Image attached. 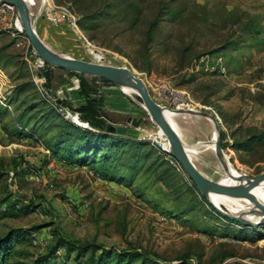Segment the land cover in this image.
I'll return each mask as SVG.
<instances>
[{"label":"rangeland","instance_id":"rangeland-1","mask_svg":"<svg viewBox=\"0 0 264 264\" xmlns=\"http://www.w3.org/2000/svg\"><path fill=\"white\" fill-rule=\"evenodd\" d=\"M111 1L115 0L25 3L37 36L51 51L126 67L142 79L162 109L209 115L178 113L176 117L179 138L197 150L194 165L207 179L227 186L225 171L210 146L214 122L218 143L233 170L241 176L263 174L264 0H126L131 10L123 17L108 13L89 19ZM14 10L0 16V50L9 62L0 68V82L5 80L0 83V97L5 99H0V105L10 113L0 117V130L8 135L0 140V171L6 172L0 198L6 186L11 201L22 211L0 219V236L10 229L40 227L29 245L16 247L32 256L45 252L55 232L82 244L142 250L159 264H182L183 260L187 264H264V224L251 227L230 222L201 199L166 151L165 136L138 95L84 75L81 89L79 75L48 64L35 70L33 50L18 29ZM24 83H32L34 92L27 90L9 105L12 91ZM35 92L54 108L61 103L58 110L65 118L93 132L98 130L81 121L75 110L86 103L84 95L94 103L98 121L106 125L131 128L127 118H142L134 140L150 147L149 160L129 182L127 159L113 158L118 175L130 187L105 181L90 167L74 169L33 139L14 134L11 116L36 102L30 101ZM32 114L38 115L31 117V123L41 112ZM158 156L173 169L167 177H160L164 166L144 172L148 164L159 161ZM12 160L25 162L23 169H29L25 176L10 180ZM63 256V251L58 252V264ZM26 258L19 260L31 259Z\"/></svg>","mask_w":264,"mask_h":264},{"label":"trees","instance_id":"trees-1","mask_svg":"<svg viewBox=\"0 0 264 264\" xmlns=\"http://www.w3.org/2000/svg\"><path fill=\"white\" fill-rule=\"evenodd\" d=\"M73 1L80 2V4L82 3L81 0ZM129 10H131V6L126 0H115L104 5L100 12H96L95 16L91 15L90 17L92 18L89 19H100L108 13H119V15L123 17ZM82 17L86 18L85 14H82ZM137 17L138 16H135L132 22L135 23ZM254 34L258 36L260 32L256 31ZM232 43L236 45V42ZM4 58L5 54L0 50V68L2 69H5L9 63L4 61ZM68 73L76 74L72 72ZM77 75H79L81 79V89H84V77L80 74ZM101 80L107 82L103 79ZM33 87L32 83H24L16 86L9 96L10 100H8V104L10 105L18 102L20 96L29 89L34 92ZM84 96L86 97V103L79 108H75V110L80 115L79 119L81 121L86 122L91 128L98 130V132H93L88 128L74 124L59 112L58 109L61 108V103H58V105L56 104L57 108H54L50 102L44 101L35 92V98L33 97L30 101L34 99L36 102L30 104L27 109H22L16 116H11L13 133L20 137L23 136L33 139L36 143L42 145L50 156L57 158L65 164L76 165L80 168L90 167L99 178L130 187L129 182L134 179L137 171L149 160L152 150L148 145L138 143L134 139L120 137L115 134H107L105 132L107 125L105 122L98 121L100 115L96 112L94 103L88 96ZM32 111L41 112L38 118L39 120L35 119L33 123H31V117L36 118L38 114H32ZM8 113V109L0 105V117ZM43 124H47V126L43 128ZM28 128L30 130H28ZM50 130H54L55 132L48 135ZM113 158L115 160H117V158L127 159V167H125L129 179L128 183L124 182V176L118 175L119 169L116 165V161H113ZM158 160L157 162L153 161L148 164L144 172L151 173L156 167L164 166V171L160 177H167L169 172L173 169H171L159 156ZM24 163L23 160L18 162L12 160L10 172L14 174L15 178L25 176L29 171V169H23ZM5 174L6 172L0 171V184L3 183ZM158 179L159 178H155L153 181L157 182ZM192 186L195 188L194 185ZM4 192L6 193H3L4 196L0 198V205H4V210H0V219L7 214L16 215L17 212L22 211L20 208L16 207L17 202L11 201V194L6 186L4 187ZM201 199L208 203L205 198L201 197ZM209 206L213 209L211 205ZM25 211L28 212V210ZM175 213L177 214L178 212ZM225 219L228 220L227 218ZM39 228L40 227H33L32 229H10L1 235L0 264H58L57 254L60 251L64 252V256L59 264H159L155 262V259L152 258L151 255L142 250L134 248L126 250L108 249L100 245L82 244L55 232H52V240L42 254L32 256L28 251L16 248L19 246H27V244L29 245L32 234L37 232ZM28 256L31 257L29 262L19 260L21 258L26 260ZM182 264H187L186 260H183Z\"/></svg>","mask_w":264,"mask_h":264},{"label":"water","instance_id":"water-1","mask_svg":"<svg viewBox=\"0 0 264 264\" xmlns=\"http://www.w3.org/2000/svg\"><path fill=\"white\" fill-rule=\"evenodd\" d=\"M2 1L8 5L15 7L17 15L22 22L23 29L21 32L28 40L31 49L46 64L54 68L65 70L67 72L103 79L118 87H126L135 90L138 93V97L142 105L144 106L145 112L149 115L150 119L156 124V126L160 129V131L164 134L166 140L168 141L169 149L167 150V152L180 165L182 170L185 172V174L188 176V178L191 180V182L199 192V194L209 202L214 210H216L228 220L242 224L243 226L255 227L264 224L263 221L260 224L253 225L247 221H244L243 219L230 216L223 210L215 207L207 199V193L243 196L250 199L255 204V206L264 211L263 204L251 192V188L256 183L264 180V173L250 177L243 186L238 187L220 186L216 182L207 179L188 158L180 138L163 118L161 107L152 99L142 79L137 77L130 69L126 67H115L104 63L83 61L70 56L65 57L51 51L37 36L30 20L27 4L24 2V0ZM174 112L188 114L190 113L191 115L194 114L203 117H210L204 112L197 110L195 112L175 110ZM142 120V118L129 117L126 119V123L129 124L131 128L126 125L113 126L109 124L107 125L105 132L107 134H115L120 137L136 139L138 135V128L140 127ZM75 124L80 127H85L77 123ZM216 132L218 137L217 126ZM215 149L216 152L223 154V151L220 148V144L218 143V139L215 143Z\"/></svg>","mask_w":264,"mask_h":264},{"label":"bare ground","instance_id":"bare-ground-1","mask_svg":"<svg viewBox=\"0 0 264 264\" xmlns=\"http://www.w3.org/2000/svg\"><path fill=\"white\" fill-rule=\"evenodd\" d=\"M25 2V0H24ZM18 29L21 31L22 28V22L21 19L18 17ZM68 57V56H65ZM122 88L124 92H134L138 95V93L130 88L126 87H119ZM144 108V106H143ZM162 116L165 119V121L168 123V125L172 128V130L178 135V131L180 130L179 126L176 123V117L180 114L174 112L173 110H165L162 109ZM187 111V110H186ZM188 112V111H187ZM193 112V111H191ZM185 114V113H184ZM188 114V113H187ZM189 115H191L189 113ZM212 120L211 118H209ZM213 121V120H212ZM214 122V121H213ZM215 130L216 123L212 124ZM215 125V126H214ZM214 139L213 142L210 144L211 148L215 151V143L217 141V132H213ZM163 142L166 141L167 150L169 149V144L166 138L162 137ZM182 142V141H181ZM185 152L190 159V161L194 164L193 158L195 157V154L197 153V150L193 147H188L182 142ZM166 150V151H167ZM216 152V151H215ZM216 155L220 161L221 166L223 167L225 171L224 180L227 182V186L222 185L221 180L217 181L216 183L220 186L224 187H238L243 186L245 182L252 176H241L237 174L233 168L229 165L228 159L221 153L216 152ZM244 175V174H243ZM239 180V181H237ZM252 194L263 204L264 207V180L256 183L251 188ZM207 199L217 208H223L225 209L230 216H233L235 218L243 219L244 221L249 222L250 224L256 225L260 224L264 221V211H262L260 208L255 206V204L248 198L243 196H230V195H221L216 193H207Z\"/></svg>","mask_w":264,"mask_h":264},{"label":"built area","instance_id":"built-area-1","mask_svg":"<svg viewBox=\"0 0 264 264\" xmlns=\"http://www.w3.org/2000/svg\"><path fill=\"white\" fill-rule=\"evenodd\" d=\"M15 7L14 6H11V5H8L6 3H4L2 0H0V16L3 15L4 13H7V12H14L15 10ZM32 56H33V60H34V63H33V67L35 70H39V69H43L46 67V63L40 58L38 57L35 52L33 51L32 52ZM1 100H5L3 98L0 97ZM3 101L0 103L2 104ZM3 105V104H2ZM8 135L3 133L1 130H0V140L3 139V138H6ZM76 169L77 168H80L76 165H74ZM49 169H52L51 166L48 167ZM80 169H83V168H80ZM9 177H10V180H13L14 179V174L12 172H9Z\"/></svg>","mask_w":264,"mask_h":264},{"label":"crops","instance_id":"crops-1","mask_svg":"<svg viewBox=\"0 0 264 264\" xmlns=\"http://www.w3.org/2000/svg\"><path fill=\"white\" fill-rule=\"evenodd\" d=\"M5 80L1 81L0 83L4 82Z\"/></svg>","mask_w":264,"mask_h":264}]
</instances>
